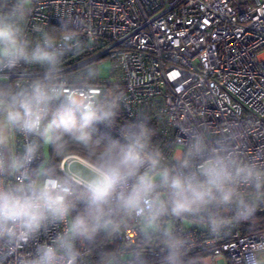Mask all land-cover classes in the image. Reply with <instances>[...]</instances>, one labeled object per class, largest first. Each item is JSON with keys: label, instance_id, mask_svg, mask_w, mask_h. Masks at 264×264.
<instances>
[{"label": "clouds", "instance_id": "9594fccd", "mask_svg": "<svg viewBox=\"0 0 264 264\" xmlns=\"http://www.w3.org/2000/svg\"><path fill=\"white\" fill-rule=\"evenodd\" d=\"M34 2L0 0V176L28 168L39 141L52 143L58 153L68 141L78 144L94 169L85 176L48 169L25 182H0V239L17 230L36 237L47 225L63 223L65 230L41 245L31 264H76L78 243L112 234L124 219L138 225L145 242L162 246L159 264H185L189 240L170 218L190 219L215 235L256 215L264 206V157L242 159L226 143L210 147L192 130L186 158L171 165L153 146L146 118L121 127L115 137L100 133L99 125L114 124L124 91L115 85L87 102L65 94L62 61L74 36L44 29L31 35ZM22 66H38L42 74L10 80L7 74ZM13 134L31 138L22 152L13 150ZM128 261L149 264L143 247L126 254ZM102 264H121L119 254H107ZM252 264H264V248L254 250Z\"/></svg>", "mask_w": 264, "mask_h": 264}, {"label": "built area", "instance_id": "2783aa9c", "mask_svg": "<svg viewBox=\"0 0 264 264\" xmlns=\"http://www.w3.org/2000/svg\"><path fill=\"white\" fill-rule=\"evenodd\" d=\"M28 29L33 36L34 29L71 32L60 74L63 92L87 102L118 85L126 95L124 114L146 118L174 144L169 164L186 158L192 130L201 132L210 147L226 143L242 159L264 157V0H35ZM104 57L111 62L106 78L98 75L96 64ZM41 74L38 66H22L7 75L19 81ZM29 139L13 134V150L22 152ZM74 159L94 169L67 154L53 168L56 175L74 174L69 169ZM35 169L36 156L28 168L0 176V182H25L40 172ZM169 224L188 237V250L206 254V264L218 259L252 264L254 250L264 248V206L250 220L215 235L190 219L170 218ZM64 230L65 224L54 223L36 237L15 231L0 239V264H31L39 247ZM139 236L138 225L122 219L109 242L132 248ZM77 247L76 264H96L88 245ZM162 251L153 242L148 255Z\"/></svg>", "mask_w": 264, "mask_h": 264}, {"label": "trees", "instance_id": "16d2710c", "mask_svg": "<svg viewBox=\"0 0 264 264\" xmlns=\"http://www.w3.org/2000/svg\"><path fill=\"white\" fill-rule=\"evenodd\" d=\"M107 91H109V90H107ZM107 91H105L100 98H102ZM134 121H136V120H133V119L127 117L124 114V112L122 111V109H120L114 124L111 127H105L103 124L99 125L98 126L99 132L102 134H110L113 137H115L118 135L121 127L125 126L126 124H128L130 122H134ZM148 125L152 129V132H153L152 141H151L153 146L157 147L161 151L162 155L165 157L166 163H169L171 156H172V153H173L174 144L172 143V141L160 137L156 133L155 126L153 123H148ZM40 143H41V141H39V145H40ZM51 149H52L53 153L57 154L58 158L55 160V162H53V166L50 169H53L57 165L58 160L62 156L67 155V154H76V155L80 156L81 158H83L86 161L91 163V161L84 154V150L78 144H75L74 142L68 141L67 147L64 150V152H62V153H58L55 150L52 143H51ZM40 162H41V158H40V146H39V150L36 154V169L34 171H37V168H38ZM250 225H258V221H257V223L252 222ZM254 227L252 226L250 228V230L255 229ZM109 236H110V234H105L102 232V233L97 235L95 241L92 244L88 245V248H89V250L92 254V257L94 259V262L96 264H102L104 257L109 253H118L119 254V261L122 264V259H123L122 254L124 253V250H123L122 246L117 242H111V244H107V241L109 242ZM138 239H140V240L137 242L136 246H134L132 248H128V249L125 248L127 250V252L131 253V252H134L137 249H140L141 247H143L144 257L149 262V264H159L160 258L163 254V251L159 255L150 256V255H148V252H149V249L153 246V243L148 244L147 242H145L143 240L141 235L138 237ZM205 256H206V254L202 251H199V250L190 251V250H188L186 253V256H185V264H201L200 260L202 258H204Z\"/></svg>", "mask_w": 264, "mask_h": 264}, {"label": "rangeland", "instance_id": "374dc122", "mask_svg": "<svg viewBox=\"0 0 264 264\" xmlns=\"http://www.w3.org/2000/svg\"><path fill=\"white\" fill-rule=\"evenodd\" d=\"M97 68H98V75L102 78H106L109 76V68L111 66L110 59L108 57L101 58L96 61ZM181 147H176L174 154L178 155L180 153ZM40 158L41 162L38 166L39 171L42 173L44 168L51 162H55V160L58 158L57 154L52 152L51 149V143L41 141L40 143ZM88 162V161H87ZM69 169L71 172H73L76 175L85 176L88 174L89 170L92 169L88 165L84 164L82 161L78 159H74L70 161ZM188 222H184V224H187ZM140 240V239H139ZM107 244H111V242L107 241ZM123 248V247H122ZM128 249V247H126ZM125 247L123 248L124 253L123 258L128 254ZM127 252V253H126ZM228 262V261H227ZM207 261L204 259H201V264H206ZM217 264H227L225 259H218Z\"/></svg>", "mask_w": 264, "mask_h": 264}]
</instances>
